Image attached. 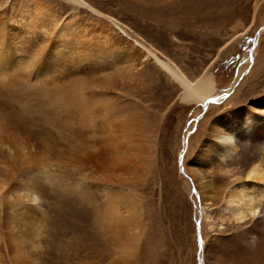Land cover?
I'll return each instance as SVG.
<instances>
[{"label":"rangeland","instance_id":"obj_1","mask_svg":"<svg viewBox=\"0 0 264 264\" xmlns=\"http://www.w3.org/2000/svg\"><path fill=\"white\" fill-rule=\"evenodd\" d=\"M31 1L0 0V33H6L5 40L8 27L17 25L14 20L20 9H27ZM34 1L49 3L69 23L79 17L98 21L112 33L114 42H123L118 48L137 40L163 59H171L192 80L212 73L215 95L225 98L209 99L208 106L183 100L181 86L153 60L139 74L123 70L100 77L97 66L112 71L106 58L100 57L104 52L86 42L77 48L88 55L78 57L73 48H67L75 37L65 31L48 42L26 43L31 52L42 47L45 55L64 53L69 59L60 72L46 79L27 71L26 83L6 89L14 95L12 99L0 96V109L16 117L12 137L20 153L16 160L29 158L26 162L31 164L34 155L30 166L42 169L45 176L36 179L44 189L41 205L31 202L36 207L32 209L23 197V186L29 182L0 157V175L9 176L7 185L11 184L8 195L0 197V264L11 263L9 257H14L3 243L5 224L13 216L38 229L33 228L38 238L33 236L40 245L36 243L32 250L37 258L30 260L39 264H264V186L254 193L258 214L241 223L222 219L231 211L224 203L229 179L222 178L218 166L205 161L206 155L196 159L215 119L225 120L234 110L258 112L257 100L264 95V0H221L220 4L218 0L192 4L186 0H86L95 11L73 10L70 0ZM77 58L81 66L89 62L91 68L75 69ZM92 98L100 116L115 124L116 118H122L119 121L130 137L123 136L120 150L95 151L83 136L82 132L91 130L82 117ZM42 142L53 149H42ZM60 151L64 156H59ZM256 151L257 146L248 143L241 163ZM200 163V169L214 180L209 204L190 169V164L199 168ZM4 167L11 172L6 175ZM17 197L26 201L19 203L21 208Z\"/></svg>","mask_w":264,"mask_h":264},{"label":"bare ground","instance_id":"obj_2","mask_svg":"<svg viewBox=\"0 0 264 264\" xmlns=\"http://www.w3.org/2000/svg\"><path fill=\"white\" fill-rule=\"evenodd\" d=\"M9 1L12 2L13 0H9ZM193 1L201 3V0H186L188 4H192ZM205 1H212V0H205ZM215 2L217 3V0H215ZM218 2L220 4L221 0H218ZM70 3L72 5L73 10L78 9L79 7H83V8H91L92 11H95L94 7H92L86 0H70ZM30 5L33 7V11L31 10ZM30 5L27 6L28 7L27 9L24 8L20 9L18 17L14 20L17 23V25L12 26L10 28L8 27L9 29L8 34L10 39L8 38L7 40H5L4 35L6 33L4 34L3 31H2L3 34L0 33V84L2 86L0 87V96L5 97L4 98L5 101H7L6 98L12 99L14 97V95L9 93L6 89L10 86H15V85H16L15 87H17V84L19 83L22 84L26 83V80L28 78L27 71L32 72V70H34L36 76L41 75L43 79H46L48 77H51L52 75L57 74L58 72L61 71L62 68H64L65 64L69 59V58L67 59L66 55L63 56L64 53H60L58 55V53L49 52L50 54L45 55L44 54L45 51H42L43 50L42 47H40V50L36 49L33 52H31L29 47L28 50L26 49L27 45L25 46V44L30 42L32 39H38L40 42H48L49 40L55 38L59 32H63V31H65L66 34L73 35L72 37H75L74 39H71V42L69 44L70 47L67 46L65 47L69 49L73 48L74 50L73 54H77L78 57H84L88 55V51H80L77 48L80 44L86 42L89 44L88 46L95 43V46L104 52V56L100 55V57L106 58V60L108 61L107 66H111L112 71L110 72L109 69H103L97 66L96 73H98L100 77L106 78L110 76V74L117 73L123 70L130 74H139L141 73L142 70L141 68L147 63V61L153 60V62H155L162 69H164L165 70L164 72H166L170 77H173V79L177 81V83L181 86L182 88L181 97L183 100H186L188 102H197V103L205 102L204 105L208 106V102L206 101H208L209 99H211L210 101H217L219 99L225 98L223 94L215 95L217 91L216 82L212 73L210 72H205L202 76L192 80L184 73V71L179 66L172 63L171 59H163L155 49L146 47L137 40L136 41L133 40V43H131V45L127 47L118 48V46H122L123 42H114L112 33L109 32L106 27L99 25L98 21H88L79 17L78 19L73 20L71 23H69L68 18L62 19V17H59L58 16L59 10L58 9L56 10L53 7L51 8L49 6L50 5L49 3L47 5L42 1L33 0L31 1ZM5 24L7 25L6 22ZM8 34L6 36H8ZM100 39H102V41ZM12 44H19V46L17 45L16 48H12L13 47ZM72 56L73 55H71V58ZM78 60L79 58L75 59V61H77L76 62L77 67H75V69H78L81 66ZM89 68H91L89 62L81 66V70H89ZM258 71H260V69L257 70L255 74H257ZM262 72L264 73V70H262ZM146 78L148 79V77ZM80 98L82 103H84V98L82 97ZM2 100L1 102H3ZM257 103H259V107L257 108L258 112L257 111L255 112L254 110L252 111L251 109H246L244 113L234 110L228 113L225 120H222L221 118L215 119L211 123L208 139L202 145L201 151H199L196 158V159H204L203 154L204 156L206 155L205 161L211 166L214 165L218 166L219 170L223 175L222 178L229 179L228 184H230V186L229 187L227 186L225 189L226 195H224V203L226 204L225 209L226 210L230 209L231 211L229 210L230 216L224 217L222 219L233 218L239 223H241L242 221H247L248 219L254 217L256 214L260 212L259 204L254 198V193L260 185L264 186V95L263 97L257 100ZM0 105L2 104L0 103ZM4 106H6V104H4ZM0 110L2 111V109ZM6 110L4 109L2 111V114L0 115V143H1L0 148L5 149L3 150L4 152L0 151V157L2 158V160L4 158L6 163L11 164L13 167L17 168V170L21 172L20 173L22 177V178L20 177L21 179H25L27 182H29V184H26L27 186L25 185L23 186V188L26 187L25 196L23 197H26V201H27L26 204L31 206L33 209L36 207H33V205L30 204L31 202L39 201V203L36 206L41 205L40 195L43 194L42 191L44 188L41 189L39 187L36 179L38 178L41 179L42 176L44 175L41 176V173H43L41 172L42 169L38 170L36 169L35 166L34 168H32L33 165L30 166L32 164L34 155L32 156L31 162L29 161L31 164L26 162V160L29 158L27 159L24 158L25 159L24 161L23 159L21 160V158L19 160L18 159L16 160L15 155H17L18 153L17 150L19 148L18 149L16 148L15 145L16 143H14L12 137L15 135V131L17 130L16 129L17 121H16V117L11 113L7 112ZM85 110L86 112L83 113L82 119L84 121H87L91 125V130L88 132V134H86L85 132H82V134L84 137L87 138V141H90L89 147L95 151L120 150L123 147V142L121 140L123 136L130 137V135H128L130 133L126 131L127 129L124 128V124L119 121L122 118H116L115 120L116 124H115L114 121L112 120L109 121L105 119L104 116H100L95 110L93 98L92 100H90V103L87 102L85 104ZM74 118L77 117L74 116ZM21 136L20 139H23L21 138ZM18 139L15 138V140L19 142L18 144L20 145V143L22 142H20L21 141L20 139H19L20 141H18ZM248 143L255 144L257 146V151L255 152V156L251 155V158L249 160H247L244 163H241L240 159H242L241 158L243 155L242 151L243 149L245 150ZM22 145L23 144H21V146ZM30 147L31 146L29 144V148ZM41 148L42 149L44 148L45 150L48 151L49 150L51 151L53 149L51 144L49 145L48 143H44V142H42ZM26 150L29 152L30 149L26 148ZM26 150L23 149V151ZM1 152L3 154L6 152L5 154H8V156H4L5 154L3 155L1 154ZM41 152L42 154L44 153L43 151ZM19 154L20 153H18V155ZM63 154L64 153H62V155L59 154V156H64ZM66 154L68 155L69 151ZM29 156L31 155L29 154ZM16 157L18 158V156ZM57 158L60 157H58L57 155ZM70 158H72V156H70ZM45 159L46 160H42V161H47V157ZM65 159L67 158L65 157ZM195 162H197V160ZM0 166L2 167L1 164ZM1 167L0 169L3 170V167L2 168ZM194 167L193 164L192 165L190 164L191 172L193 171V173H195L194 174L195 177L197 176V178H199L200 189L202 190V194L205 196V200L209 204L211 200V196L213 195L212 191H213L214 180L212 181V179H210L207 175H205L207 173L206 171L200 169L201 163L199 164V168H194ZM40 168L42 167L40 166ZM10 169L11 168H9L8 170L6 169L8 172L6 173L4 171V173L7 175L9 172H11ZM0 174L2 175L1 171ZM1 175H0V197L3 199L8 195L7 186L10 185L11 187V184L7 185V183L9 182V181L7 182L9 176L7 177V179H5L4 176ZM21 179H19V181H21ZM24 182L25 181H23V183ZM17 183H19L20 185V182L17 181ZM14 185H15L14 187H16V185L18 184H14ZM14 189H18V188H14ZM18 193L16 194L18 195ZM23 197L21 199H23L24 202L18 201L19 199L17 197L16 201H18V208L22 203L25 204L26 202ZM19 203L21 204L19 205ZM2 204H4V202ZM11 204L13 203L10 202V205ZM24 209H26V207H24ZM29 209L30 208H27V210ZM114 210L119 211L120 209L115 208ZM9 215L12 216L14 214L10 213ZM33 215L31 214L30 217L32 216L33 218L34 217ZM30 217L29 219L28 218L27 219L30 220ZM16 218L13 216L14 222H16L15 219L18 220L15 225L12 224L13 221L12 219L10 220L9 218L8 220H10L11 222L7 220L8 225L5 224L7 228L5 232V238H4L5 240L3 243H5L6 247L10 251L9 255L11 254L12 255V256L10 255L11 257L13 256L15 257V258L9 257V259H11V263H8L9 259L6 260L7 263L8 264H39V261L35 259L30 260V258H35V257L37 258L36 255L32 256L34 255V253L32 254V250L33 249L35 250L34 246L40 243L39 241H37V239L34 238V236L38 233H36L35 235L33 234L34 231L33 228L35 230L37 228H35L34 226L32 228L28 226L26 223L20 221L18 217ZM4 219H5L4 221L5 223L6 218ZM21 219L23 218L21 217ZM36 231H38V229ZM36 238H38L37 235ZM39 245L40 244H38L37 246ZM36 248L38 249V247ZM3 250L5 251V249Z\"/></svg>","mask_w":264,"mask_h":264},{"label":"snow or ice","instance_id":"obj_3","mask_svg":"<svg viewBox=\"0 0 264 264\" xmlns=\"http://www.w3.org/2000/svg\"><path fill=\"white\" fill-rule=\"evenodd\" d=\"M193 191H195V189H193ZM197 199H200V197H197ZM200 221H197V225H199Z\"/></svg>","mask_w":264,"mask_h":264}]
</instances>
